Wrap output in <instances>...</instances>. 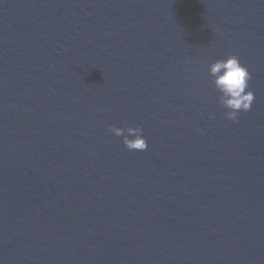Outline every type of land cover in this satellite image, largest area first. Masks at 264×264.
<instances>
[{"label":"water","instance_id":"95a60500","mask_svg":"<svg viewBox=\"0 0 264 264\" xmlns=\"http://www.w3.org/2000/svg\"><path fill=\"white\" fill-rule=\"evenodd\" d=\"M0 264H264V0H0Z\"/></svg>","mask_w":264,"mask_h":264},{"label":"clouds","instance_id":"9594fccd","mask_svg":"<svg viewBox=\"0 0 264 264\" xmlns=\"http://www.w3.org/2000/svg\"><path fill=\"white\" fill-rule=\"evenodd\" d=\"M209 74L214 78L212 83L220 93L219 102L228 109L226 115L229 120L236 121L240 111L250 110L254 101V93L246 89H248L251 76L237 56L229 55L226 59L210 64ZM109 131L116 136H122L123 144L130 151H143L148 147L142 134L143 130L139 127L109 126Z\"/></svg>","mask_w":264,"mask_h":264}]
</instances>
